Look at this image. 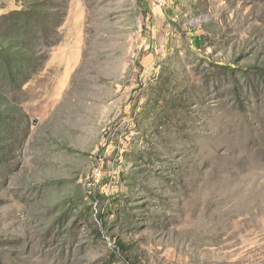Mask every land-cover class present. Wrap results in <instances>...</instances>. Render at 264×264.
<instances>
[{
    "label": "rangeland",
    "instance_id": "1",
    "mask_svg": "<svg viewBox=\"0 0 264 264\" xmlns=\"http://www.w3.org/2000/svg\"><path fill=\"white\" fill-rule=\"evenodd\" d=\"M161 1L0 0L33 52L0 264H264V0Z\"/></svg>",
    "mask_w": 264,
    "mask_h": 264
},
{
    "label": "trees",
    "instance_id": "2",
    "mask_svg": "<svg viewBox=\"0 0 264 264\" xmlns=\"http://www.w3.org/2000/svg\"><path fill=\"white\" fill-rule=\"evenodd\" d=\"M34 8L33 4L27 9H20L5 14L4 18L28 25L35 11ZM23 36L18 34L9 39L0 37L1 82L13 91L23 87L28 81L30 74L33 73V69H31L33 52L29 44L22 38ZM220 66L227 68L224 65ZM229 68L233 70V68ZM249 70L256 77L263 73L262 68L255 64L251 65ZM26 116L21 107L11 104L7 98H4L3 101L0 98V176L9 170L13 157L16 155L20 156L22 145L26 140L24 127ZM116 203L120 206L119 200ZM116 248L119 249V246L117 245Z\"/></svg>",
    "mask_w": 264,
    "mask_h": 264
},
{
    "label": "built area",
    "instance_id": "3",
    "mask_svg": "<svg viewBox=\"0 0 264 264\" xmlns=\"http://www.w3.org/2000/svg\"><path fill=\"white\" fill-rule=\"evenodd\" d=\"M162 4V1L161 0H159V5H161Z\"/></svg>",
    "mask_w": 264,
    "mask_h": 264
}]
</instances>
